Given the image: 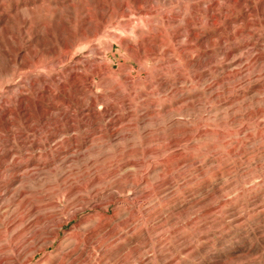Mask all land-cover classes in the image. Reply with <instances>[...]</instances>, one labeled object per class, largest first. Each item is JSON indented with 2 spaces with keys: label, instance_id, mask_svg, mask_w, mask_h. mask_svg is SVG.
<instances>
[{
  "label": "rangeland",
  "instance_id": "374dc122",
  "mask_svg": "<svg viewBox=\"0 0 264 264\" xmlns=\"http://www.w3.org/2000/svg\"><path fill=\"white\" fill-rule=\"evenodd\" d=\"M0 7V155L23 165L81 148L75 161L26 179L21 196L0 195L4 263L264 264V0ZM17 47L22 57L11 60ZM135 51L146 56L139 74ZM52 52L61 61L47 64ZM164 83L176 97L160 94ZM133 160L141 168L123 162ZM142 178L144 197L126 189L112 201L99 189Z\"/></svg>",
  "mask_w": 264,
  "mask_h": 264
},
{
  "label": "bare ground",
  "instance_id": "6f19581e",
  "mask_svg": "<svg viewBox=\"0 0 264 264\" xmlns=\"http://www.w3.org/2000/svg\"><path fill=\"white\" fill-rule=\"evenodd\" d=\"M37 0H30V3L31 4H34L35 2H36ZM38 1H41V0H38ZM16 3V2H15ZM15 8L17 9V6L15 5ZM0 9H1V7H0ZM15 9V10H16ZM262 10V9H261ZM2 13V12H1ZM5 14V15H4ZM261 15H262V17L264 18V11L262 12V13H260ZM2 15V19H1V22H0V24H4V23H6V18H7V16H6V13H2L1 14ZM24 22V21H23ZM6 25V24H5ZM100 26V25H99ZM103 26V25H102ZM101 26V27H102ZM82 29H84V28H82ZM36 30H38V29H36ZM97 32H98V30H94L92 33H91V36H96L97 35ZM30 36V35H29ZM33 36V35H32ZM36 36H37V34H36ZM34 37V36H33ZM36 38V37H35ZM70 38V37H69ZM71 46V44H66L65 45V49L67 50L69 47ZM121 46H122V44H121ZM129 46V45H128ZM125 47V46H124ZM127 47V46H126ZM126 49V48H125ZM21 49L19 48V47H17V48H15V49H12L11 51V55H9L8 53H6L9 57H11V60H15V59H17V57H22L21 56V51H20ZM140 50V49H139ZM158 49L157 48H148V49H146V54L147 55H149V56H157L158 55ZM160 52V51H159ZM50 54V53H49ZM64 55H65V53H64ZM161 55V54H160ZM133 57H134V59L139 63V66H138V69H139V72H138V74L139 73H141V68H143V66H142V63L144 62L142 59L144 58L145 59V55H141L139 52H134L133 53V55H132ZM159 57V56H158ZM60 58H61V56H57V54H56V52H52L50 55H49V57H48V61H47V64H49V63H52V62H54V61H59L60 60ZM158 60V59H157ZM61 61V60H60ZM157 62V61H156ZM20 64H21V66H24V67H26V63H23V62H20ZM47 68V67H46ZM127 69H128V67H126ZM143 71V70H142ZM13 74V73H12ZM72 75V74H71ZM73 76V75H72ZM77 76V75H76ZM125 78H126V80H128V79H130V71H128L127 73H126V75H125ZM124 78V79H125ZM71 79H72V81L73 82H77V79H75V77H71ZM35 82H36V80H35ZM167 84V83H166ZM160 94L161 95H172V93H174V95L175 94H177V93H179V91H178V89H177V87H172V85H169V86H167V87H165V83L164 84H162L161 86H160ZM130 94V93H129ZM142 94L143 93H141V95H139L138 96V98H142V97H144L145 98V96H142ZM135 96V95H134ZM182 96V95H181ZM180 96V97H181ZM174 97V96H173ZM175 97H176V95H175ZM183 97V96H182ZM127 100H124V101H126V103H124V105H125V109H126V118L124 119L125 121L126 120H128V118L129 117H131V115H132V110H131V108H130V103L128 102L129 101V98H126ZM176 99H178V98H176ZM184 100V99H183ZM21 101V100H20ZM93 102H94V100H93ZM26 104H24L23 102H20L19 103V110H23L24 112H27V110H26ZM93 107L91 106V109H92ZM91 109H89L88 108V110L89 111H91ZM143 109V108H142ZM141 109V110H142ZM47 110V109H46ZM111 110V109H110ZM143 111H145V110H143ZM12 112V111H11ZM104 112L106 113V114H110L111 115V113H113V111L111 112H109V110H108V108H106L105 110H104ZM16 113V112H15ZM19 113V112H18ZM46 114H47V112H46ZM45 114V115H46ZM145 114H146V112H145ZM144 114V115H145ZM143 117V116H142ZM141 117V119H142V121H141V123H142V125H145V123L147 122V120H145V117H143L142 118ZM145 127V126H144ZM92 135V134H91ZM118 135V134H117ZM52 136V134L50 135V137ZM54 136V135H53ZM129 137V135L128 134H124V135H118V137H117V139H115V140H118V139H124V140H126L127 138ZM191 137V136H190ZM114 138H115V136H114ZM191 139V138H190ZM114 140V141H115ZM172 140V139H171ZM171 140H168L169 142H171L172 143V147H176V151H174L175 152V154L177 155L178 153H177V146H178V142H175L176 140H174V141H171ZM51 141L53 142V140L51 139ZM50 142V141H49ZM57 143V142H56ZM118 144V143H117ZM169 144V143H168ZM71 146V145H70ZM70 146L68 147V145H66L65 147H63L62 146V148L60 149V150H57V152H56V154H55V156H51L50 157V159L47 161V162H44V161H42V162H40V163H38L37 161H35L34 159H32L30 156H29V158L28 159H26L25 160V162L23 163V165H14V161H15V159L11 156V151L10 152H8V153H5V154H3V155H0V179L3 177V175L6 173V169L8 168V167H10L11 169L7 172V174H9L10 175V178L8 179V181L7 182H5L2 186H1V188H0V191H1V193H0V195H1V197L3 198V197H7V198H9V199H14L15 197H17V196H21L23 193H24V191L23 190H21V187L23 186L22 184H23V182L26 180V179H35L36 177H38V176H40L41 174H45V170H54V169H52V167L54 168V165H55V163H59L60 165H62V164H64L65 162H68V161H75V156L77 155V154H79L78 152H79V150H81V148L79 147V145H76L75 146V148H77L76 149V151L74 152H72V151H70ZM169 146V145H168ZM73 147V146H72ZM170 147V146H169ZM168 150V149H167ZM171 150V149H170ZM155 150H153V149H146L145 151H144V153L145 154H148V155H150L151 153H155L154 152ZM180 151V150H179ZM80 155V154H79ZM152 156V155H151ZM150 156V157H151ZM179 156H180V154H179ZM175 157V156H174ZM160 159V158H159ZM162 160V159H161ZM161 160H160V162H161ZM10 161V164L8 163ZM12 162H14L13 164H12ZM124 163H128V164H130L132 167L131 168H135V169H137L138 167H140L141 166V162L140 161H123ZM159 162V161H158ZM158 162H155V163H158ZM159 162V163H160ZM4 164H5V166H4ZM18 164V163H17ZM13 165V166H12ZM65 167V166H64ZM154 167H156V166H154ZM141 168V167H140ZM153 168V165H152V167H151V169ZM161 168V167H160ZM150 169V170H151ZM155 169V168H154ZM139 171V170H138ZM142 171V170H141ZM140 171V172H141ZM152 171V170H151ZM156 171V170H155ZM47 172V171H46ZM143 173H146V171H143ZM62 174V173H61ZM160 176V175H159ZM125 177H128V174L125 176ZM158 177V176H157ZM60 178V177H59ZM27 180V181H28ZM92 180H93V178H92ZM99 181V177H97L96 176V178H95V181H93V182H98ZM186 181V180H185ZM100 182V181H99ZM105 182V181H104ZM146 182V179L145 178H142V180L140 179V180H137V181H132L131 183H129V184H126L127 185V187H125V186H121V187H118V189H116V190H114L113 188H112V186L110 185V184H108V185H106V186H103L102 188H99V189H101V192L103 193V194H105V195H109L110 196V199H113L112 201H114V200H118V199H116V196H118L119 195V193L120 192H122V191H124V190H126V189H128V190H135V191H133L134 193H133V195L135 194V196H137V197H144L145 196V194H146V191H144V190H142V189H138L139 188V186L141 185V184H143V183H145ZM159 183V182H158ZM166 183V182H165ZM93 184V183H92ZM91 184V185H92ZM98 184V183H97ZM26 185V184H25ZM99 185V184H98ZM144 185V184H143ZM117 187V186H116ZM80 188V187H79ZM91 188V187H90ZM138 189V190H137ZM26 190V189H25ZM78 190V189H77ZM76 190V191H77ZM81 190V189H80ZM161 190V189H160ZM163 190V189H162ZM92 191L94 192V193H96L98 190H97V188H95L94 187V184H93V186H92ZM164 191V190H163ZM70 192H71V190H70ZM100 193V192H99ZM131 193V192H130ZM161 193H163V192H161ZM75 194H77V193H75ZM102 195V194H101ZM100 196V195H99ZM93 197H96V195H94ZM97 198V197H96ZM5 199V198H4ZM94 199V198H93ZM3 200V199H2ZM6 200V199H5ZM101 200L102 199H94V200H92L91 199V205L93 206V207H103V205H102V203H101ZM90 201V200H89ZM100 202V203H99ZM109 202H111V201H109ZM108 202V203H109ZM108 203H106V205L108 204ZM83 205V204H82ZM36 207L34 206V205H32L31 206V209L32 210H34ZM107 208V207H106ZM30 209V210H31ZM36 214V213H35ZM101 216V215H100ZM15 223V222H14ZM13 223H11L10 222V226L12 225ZM16 224V223H15ZM9 226V225H8ZM7 226V227H8ZM24 227V226H23ZM107 227V226H106ZM10 229V228H9ZM24 229V228H23ZM8 231V230H7ZM10 232H11V234H12V236L13 237H18V236H20L21 234H22V230H19V226H17V227H13V228H11L10 229ZM26 235V234H25ZM24 237V236H23ZM22 237V238H23ZM32 238V237H31ZM23 239H25V241L27 242L30 238L28 237H24ZM24 241V242H25ZM20 242V241H19ZM22 245H23V242H22ZM21 245V246H22ZM15 251H16V249H15ZM0 253H2L1 252V249H0ZM17 253H18V248H17ZM4 261V259L0 256V264H20L19 263V261H17V260H14L13 262H11V263H4L3 262Z\"/></svg>",
  "mask_w": 264,
  "mask_h": 264
}]
</instances>
